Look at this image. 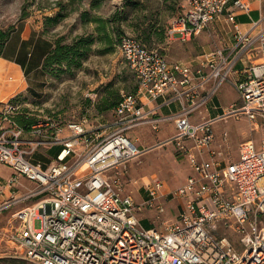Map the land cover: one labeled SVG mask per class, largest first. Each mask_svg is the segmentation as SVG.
Returning <instances> with one entry per match:
<instances>
[{
    "label": "built area",
    "instance_id": "obj_1",
    "mask_svg": "<svg viewBox=\"0 0 264 264\" xmlns=\"http://www.w3.org/2000/svg\"><path fill=\"white\" fill-rule=\"evenodd\" d=\"M184 5L169 36L189 40L228 9L232 41L188 62L169 60L123 34L118 47L136 73L137 89L123 91L109 125L88 127L84 118L65 130L48 117L25 129L17 120L20 99L0 103V162L14 170L0 184V196L12 190L0 199V213L17 207L5 229L10 256L26 264H264V26L258 28L264 15L243 30L235 14L247 9L246 0H184ZM227 81L238 98L211 114L210 102ZM141 94L167 95L180 108L155 115L144 109ZM230 115L246 116L251 132L240 142L237 159L213 147L214 123ZM167 120H174L176 130L163 143H173L193 170L174 189L159 176H144L145 196L135 198L111 171L152 147L139 146L129 130L143 123L157 130ZM255 132L262 133L259 145ZM40 144L61 145L46 167L33 160ZM21 175L34 186L16 194ZM171 199L180 200L174 218L165 214ZM145 209H155L156 216L150 219ZM0 264L15 263L0 257Z\"/></svg>",
    "mask_w": 264,
    "mask_h": 264
},
{
    "label": "rangeland",
    "instance_id": "obj_2",
    "mask_svg": "<svg viewBox=\"0 0 264 264\" xmlns=\"http://www.w3.org/2000/svg\"><path fill=\"white\" fill-rule=\"evenodd\" d=\"M60 1L66 2V0H0V27L5 29L9 26L16 27L14 36L8 44L9 47L14 45L13 42H16L18 37H28L26 43L28 47H25L28 52H32L30 56L32 63H37L42 60L40 56L45 49L44 41L34 45L35 41L39 39L54 41L59 35H65L66 40L70 41L79 33L103 35L102 31L99 32L95 29L96 24L94 22H84L80 18L83 9H89L92 14L110 17L125 7L127 14L118 13V21L110 26L113 41L105 38L97 39L80 67L72 66L65 70L63 64L54 66L47 73L42 71L41 75L25 70V74L21 75L19 86L11 89L5 97L21 93L22 110L28 109L30 113L42 119L52 117L60 125L62 124L65 130L70 121L84 118L87 120L88 127H95L100 124L109 125L114 119V110L106 109L100 112L96 106L97 102L101 101L110 91H114L113 94L132 91L137 83L135 71L119 50L117 27L120 26L123 29L122 35H135L137 25H145L146 21L154 20L168 31V28L175 24L179 16L183 14L184 0H138L137 6L132 5L127 0H98L99 5L96 7H91V0H75L72 5L77 8L70 11L66 18L57 25H47L46 15L55 14L60 9ZM222 18H217L199 35L189 40L181 39L179 33L173 36L168 34L163 41H156L152 47L161 50L169 60L181 59L194 62L197 56L199 57L216 45H222L229 39L227 22ZM12 76L13 74L8 75V83L13 82L14 77ZM39 77L44 80L42 85L36 84ZM27 83L30 87L20 91L19 89ZM237 98L238 93L235 87L230 81H227L223 83L217 95L211 100V109L214 110V113L220 112L224 107H228L231 101H236ZM110 129L108 128L107 131ZM170 129L171 127L167 122L155 133L159 132V135L170 134ZM213 130L215 135L213 147L216 151H221L224 158L227 157L228 159H237L240 142L249 135L251 136L249 123L244 115H230L227 118L217 120L213 125ZM131 131L132 133L135 131L139 134L146 133L154 136V131L147 126L143 129L136 126ZM261 135L260 132L253 134L258 145ZM151 146L146 152L131 158L111 171L124 181L126 189L132 190L133 195L138 199L142 195L145 196V191L142 188L144 176H159L165 181L169 189H174L180 186L193 170L186 156H179V153L176 152L173 143ZM32 156L34 157V154ZM28 186L31 188L34 184H28ZM19 188L22 192L27 189L21 185ZM31 202L33 201L28 203ZM16 208H9L0 213V257L15 264H26L10 256V253H13V246L7 241L8 237L5 233V229L12 226L11 213ZM179 209L180 200L171 199L165 214L174 218ZM144 214H148L150 219H153L156 216V210L145 209ZM38 224L39 220H36V225ZM222 233L231 239L237 237L235 232L227 229H223ZM236 246L241 249L239 245Z\"/></svg>",
    "mask_w": 264,
    "mask_h": 264
},
{
    "label": "trees",
    "instance_id": "obj_3",
    "mask_svg": "<svg viewBox=\"0 0 264 264\" xmlns=\"http://www.w3.org/2000/svg\"><path fill=\"white\" fill-rule=\"evenodd\" d=\"M75 0H66V2L60 1V9L53 15H46V24L47 25H57L64 18H66L70 11L76 9L73 7V2ZM132 5L137 6L139 4L138 0H127ZM126 4V3H125ZM91 7L98 6V0L90 1ZM124 12L127 14L126 8H122V11L116 12L110 17H104L98 14H92L89 9H83L81 11V17L84 22H94L96 24L95 29L99 32H103V35H94L93 33H79L75 35L70 41H67L65 35H59L54 41L51 42L48 51L43 55L41 60V72H48L54 66L65 65V70L70 69L72 66L80 67L87 58L90 51L92 50V45L95 43L97 39L101 40V38H105L106 40L113 41V34H110V26L114 22L118 21V13ZM141 26V27H140ZM16 31L15 26H9L6 29L4 27H0V57L4 56L5 48L7 44L12 40L14 36V32ZM123 29L118 26L117 27V35L119 39L122 36ZM168 35L167 29L162 27L157 23V21L149 20L145 22V25H137L136 28V36L139 38L147 47H151L154 45L156 41H163ZM154 49V48H153ZM136 87L132 91L127 92H136ZM114 91H110L109 94L105 95L101 101L97 102L96 106L100 112L105 111L106 109H115L120 100L122 99V93L113 94ZM21 93H18L12 98L20 99ZM21 101V100H20ZM41 118L36 117L28 109L22 110L17 115V120L19 124H21L25 129H29L31 125L37 123ZM61 146H59L56 150L55 155L59 152ZM50 152H53V148L49 149ZM144 224L149 227L151 223L147 220L143 221Z\"/></svg>",
    "mask_w": 264,
    "mask_h": 264
},
{
    "label": "crops",
    "instance_id": "obj_4",
    "mask_svg": "<svg viewBox=\"0 0 264 264\" xmlns=\"http://www.w3.org/2000/svg\"><path fill=\"white\" fill-rule=\"evenodd\" d=\"M248 7L247 9H239L236 11V19L238 22H240V27L243 30H247L250 27V21L251 19H258L261 15H264V0H246ZM228 10V9H227ZM227 10H225V12L222 14V16H220V19H225V15H227ZM227 22V21H226ZM261 26H264V21L262 24H260V26L258 28H261ZM227 33H229L228 35V40L225 41L223 44L232 41L233 39V29H232V24L227 22ZM28 37H18V40L16 42H13L14 45L11 46V48L9 47V45L7 44V47L5 48L4 56L0 57V63L2 61H4V70L3 73L4 75L8 78L9 74H13V73H19L20 75H24L25 74V70L28 71H32L35 74H39L41 75V61L37 62V63H32V61L30 60V56L32 55V52H28L27 48L25 46L27 43ZM42 41H44V47L45 49L43 50L42 54H41V59L43 57V55L48 51L50 44H51V40H46V39H39L38 41H35V46L38 45L39 43H41ZM10 43V42H9ZM28 47V46H27ZM10 48V49H9ZM198 59L197 58L194 60V62ZM189 62V61H188ZM12 78V77H11ZM42 82H44V80L39 77V79H37V85H42ZM27 87H30L29 83H27L25 86H23L21 89H19L20 91H24ZM32 87V86H31ZM34 88V87H32ZM12 89V85L10 83L8 84H4V86L1 87L0 89V103L4 100H6L9 97L12 96H6V93H8L10 90ZM167 95L166 96H159L158 98H152L149 97L148 95H143L141 94V99L142 102L144 104V109L147 112H150L152 109L156 110L157 113H155V115H164V114H173L175 113L177 110H179L180 105L177 101H173V102H167ZM6 98V99H5ZM234 101H231L229 104H231ZM226 107H224L225 109ZM224 109L220 112H216V113H221L224 111ZM213 114L214 110H212L210 108V111ZM210 114V113H209ZM169 123V126L171 127L170 129V134H165V135H159V132L155 133V129L152 128L150 123H143L140 124L138 126H140V129H143L144 127H151V129L154 131V136H150V134H146V133H137L135 131L129 130L128 134L130 135V137L140 146L142 147H146L148 145H154L153 147H155L156 145H161L163 144V141L165 139H167L169 136H171L175 130H176V124L174 122V120H167V121H163L160 123L159 128H161V126H163L166 123ZM158 128V129H159ZM165 144V143H164ZM61 146L60 144H40L38 145V147L35 149V153H34V157L33 160L36 162H39L41 164H43L44 167L48 166L50 164V162L56 157L55 153L57 150V147ZM53 148V152H50L49 149ZM177 152V151H176ZM178 153V152H177ZM179 156H183V155H179ZM14 172V170L12 169V167H10L9 165L0 162V184L3 180L7 179L12 173ZM20 182L22 183L21 186H26L29 187V185L34 184L33 181H31L29 178H26L25 176L21 175L20 176ZM28 183V184H27ZM20 184L14 186V192L16 194H19L22 192V190L19 188ZM167 187V186H166ZM168 188V187H167ZM12 193V190L5 188L4 194L2 196H0V199H3L4 197L9 196ZM149 223H151V221L147 220Z\"/></svg>",
    "mask_w": 264,
    "mask_h": 264
},
{
    "label": "bare ground",
    "instance_id": "obj_5",
    "mask_svg": "<svg viewBox=\"0 0 264 264\" xmlns=\"http://www.w3.org/2000/svg\"><path fill=\"white\" fill-rule=\"evenodd\" d=\"M4 61H2L0 63V89L2 86H4V84H8L7 80L8 78L4 75L3 70H4ZM14 80L12 83H10L12 85V89L15 88L17 85L19 86V84L21 83V75L19 73H13Z\"/></svg>",
    "mask_w": 264,
    "mask_h": 264
}]
</instances>
